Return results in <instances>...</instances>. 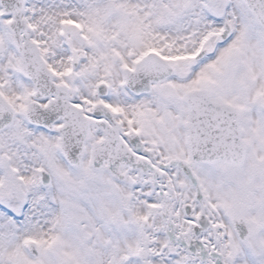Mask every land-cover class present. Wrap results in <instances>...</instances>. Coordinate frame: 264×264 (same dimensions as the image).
I'll return each mask as SVG.
<instances>
[{"label":"snow or ice","instance_id":"snow-or-ice-1","mask_svg":"<svg viewBox=\"0 0 264 264\" xmlns=\"http://www.w3.org/2000/svg\"><path fill=\"white\" fill-rule=\"evenodd\" d=\"M0 264H264V0H0Z\"/></svg>","mask_w":264,"mask_h":264}]
</instances>
